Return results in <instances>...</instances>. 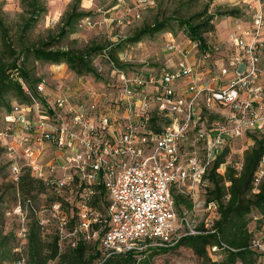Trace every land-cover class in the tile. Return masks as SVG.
Returning <instances> with one entry per match:
<instances>
[{
    "label": "built area",
    "instance_id": "1",
    "mask_svg": "<svg viewBox=\"0 0 264 264\" xmlns=\"http://www.w3.org/2000/svg\"><path fill=\"white\" fill-rule=\"evenodd\" d=\"M247 8L252 10L249 24L240 16L232 20L226 39L232 53L226 60L221 46L207 42L200 48L198 41H188L190 47L165 41L166 60L157 72L127 73L105 55L113 80L109 97L91 92L74 100L60 93L50 100L44 80L35 85L37 96L19 80L30 101H12L3 116L5 164L14 183L29 171L56 196L48 209L57 219L59 239L73 237L72 247L90 237L92 226L101 222L92 209L97 197L108 200L97 236L102 259L141 255L150 248L173 246L182 236L215 232L217 204L206 203L202 196L206 173L230 139L254 129L264 132V17L252 3ZM80 25L90 26V16ZM129 58L127 51L118 54L123 64ZM192 136L203 143L202 153L183 149ZM46 152H52L51 159L45 160ZM227 163L225 159L220 167ZM260 164L256 181L264 174V154ZM234 165L237 170L242 166ZM176 194L198 200L210 212L200 221L203 229L185 212L176 213ZM25 202L32 207L28 198ZM22 208L18 197L10 209L22 218L15 231L19 253L29 236ZM72 212L76 218L69 229ZM252 247L264 250L258 239ZM216 251V245L209 249L211 258H218ZM15 264H26L24 256Z\"/></svg>",
    "mask_w": 264,
    "mask_h": 264
},
{
    "label": "rangeland",
    "instance_id": "2",
    "mask_svg": "<svg viewBox=\"0 0 264 264\" xmlns=\"http://www.w3.org/2000/svg\"><path fill=\"white\" fill-rule=\"evenodd\" d=\"M39 1L45 7V12L39 16L40 18L35 26L25 36V41L28 45L35 44L40 40H46L50 35H56L62 25L65 12L70 10L77 0ZM180 3H183V6ZM250 3L260 8L264 17V0H153L152 5L140 3L138 0H80L76 11L83 10L90 12L91 25H80L81 20H79L74 26V32L67 33L59 45L54 47L69 48L77 51L97 45L106 47L104 51L89 59L92 66L96 69L97 77L90 73L78 75L64 63H41L32 59L23 62L20 59V63L27 70L30 79L45 81L46 97L50 100L60 93L70 96L74 100H81L86 93L91 92H96L98 95L106 94V97H109L110 93L113 92V80L109 76L110 68L104 56L108 55V50H114H112V46L124 42L136 31L143 28V26L151 25L156 20L166 19L168 21L166 29L153 35L144 36L138 42L125 44V49L123 48L130 55L128 63L125 64L126 68H124L127 73L139 69H153L157 72L166 60L165 41L173 40L180 46L190 47L191 45V40L187 39L185 27H181L175 19H186L189 15L204 9L207 11V14H216L219 10H228L236 7L241 12L240 17L242 20L246 24H249L252 10H248L247 6ZM0 6L3 17L10 29L9 33L13 40L16 41L19 24L24 19V16L27 15V0H0ZM233 18L228 15H215L212 20L215 26L214 30L205 32L202 36L204 41L223 48L224 60L227 59L226 56L232 53V49L226 44V39L228 33L233 30ZM261 35L264 39V26L261 29ZM114 52L117 56L120 53L117 49ZM261 80L264 81L263 76ZM103 97L101 99L97 98V100H103ZM4 99L8 103L18 100L12 92L6 93ZM5 112V106L0 103V130L3 128V116ZM218 112H225V109L218 110ZM212 115L209 114L207 117ZM251 143L252 140L248 135L230 139L226 147L227 154L225 159L228 160L227 164L238 162L245 148ZM202 146L203 143L198 141L196 136H192L185 141L183 149L187 151L195 149L202 153ZM3 153L0 141V190H2L3 201L7 203L5 208H9L12 202V195L14 201L16 190L12 187L11 172L5 164L6 158ZM45 155V160L51 159L53 156L52 152H46ZM35 186L36 188L28 194L18 189L17 193L19 194H17V198L19 197L20 202H22V213L27 223L34 224L36 221L42 238L48 241L51 235L58 232L57 219L51 216L48 209L52 196L41 184H35ZM27 198L32 203V207L30 203L26 205L25 201ZM105 199L103 198L102 200ZM192 204L190 210L180 207V210L178 212L176 210V213L181 214L185 212L189 220H193L194 224L199 225L200 221L210 212L205 211L198 200H192ZM92 209L100 215L99 220L101 222L94 224L89 232L90 237L87 238L85 236L83 240L88 250L96 246L101 251L98 246L97 236L99 229L105 222L104 219L107 216L106 209L98 211L94 204L92 205ZM3 218L6 230L8 232L12 230L15 233L22 218L12 211H10V214H4ZM41 219L43 220L42 224H40ZM249 226L254 232V239H258L260 243L264 244V225L258 227L255 225L254 220H252ZM94 231H97L96 235H93ZM14 238L12 246L14 248L19 247L16 236ZM72 238L68 236L59 239V247L63 249L65 246H70ZM21 249V253L16 252L14 249L12 258L7 260L6 264H15L16 260L21 256H24L25 262H27V244L23 245ZM258 251L261 252L259 264H264V250ZM146 254L143 259L148 260L149 264H198V258L192 250L184 246L178 248L174 246L156 247L150 249L149 253L146 252ZM102 257L101 255L94 262L101 260ZM49 263L55 264L52 261Z\"/></svg>",
    "mask_w": 264,
    "mask_h": 264
},
{
    "label": "trees",
    "instance_id": "3",
    "mask_svg": "<svg viewBox=\"0 0 264 264\" xmlns=\"http://www.w3.org/2000/svg\"><path fill=\"white\" fill-rule=\"evenodd\" d=\"M80 0L75 1L70 10L65 12V17L59 32L56 35H50L46 40H40L35 44H26L25 36L35 26L39 20V16L45 12V7L39 0H27V15L19 24L17 30L18 36L16 41L13 40L9 33V27L3 17L0 6V103L7 110L10 103L5 101L4 96L8 92H12L19 102H29L30 97L26 94L22 83V79L28 90L35 94V85L38 79H30L25 67L20 63L28 59L39 61L41 63H64L76 74H88L97 77L96 69L89 60L98 53L105 50L106 47L100 45L90 46L82 51L63 49L54 47L59 45L62 38L67 33L74 32L75 24L84 17L90 16L88 11H76ZM183 6V3H180ZM238 8L219 10L216 14H207L204 9L189 15L186 19L176 20L181 27H185L187 39L200 42L199 47L204 48L206 41L203 39L205 32L214 30L213 18L215 15L240 16ZM168 21L166 19L156 20L151 25L143 26L132 36L128 37L124 42L117 43L112 46V50L117 49L124 51L125 44L135 43L143 39L144 36L153 35L161 30L166 29ZM124 48V49H123ZM108 50V56L116 65L124 67L125 64L118 60L115 52ZM126 68V66L124 67ZM160 119V118H159ZM152 125L155 128V118H151ZM245 135L252 140L242 155L241 167L239 170L235 168L234 163L230 162L221 168L220 164L224 163L227 154L226 147L224 151L217 155L211 163L206 173L208 185L203 189L202 196L205 202L214 201L217 204L218 218L214 220L212 227L215 232H206L202 234L186 235L180 237L178 242L173 245L178 248L184 246L192 250L198 258V264H259L261 252L252 247L254 239L253 231L250 229L249 223L254 220L255 225L261 227L264 225V174L260 176L258 181L257 171L260 168L261 157L264 154V132L259 129L246 132ZM12 187L16 190L14 200L17 199V191L20 189L23 193L28 194L34 188L35 184H41V181L33 178L29 171H24L19 181L14 183L11 181ZM43 186V185H42ZM19 187V188H18ZM50 201L55 200L56 196L51 194ZM175 207L177 212L180 207L185 210L192 208V200L182 196L174 195ZM23 200V199H22ZM95 208L102 211L106 208L107 201L95 199ZM68 211V210H67ZM76 216L72 212L71 220L68 228L74 225ZM29 225V236L27 240V262L26 264H149L148 260L143 259L149 253L137 255L133 253L111 255L94 262L100 258L101 251L94 246L88 250L83 239H79L75 246L59 247V233L51 235L49 240L42 238L36 221ZM203 229L202 224L198 225ZM1 236L0 243V264L2 259L10 260L13 255V239L15 233L11 230L4 236ZM217 246L216 254L218 258H211L209 249ZM165 251V250H162ZM264 254V253H263Z\"/></svg>",
    "mask_w": 264,
    "mask_h": 264
},
{
    "label": "crops",
    "instance_id": "4",
    "mask_svg": "<svg viewBox=\"0 0 264 264\" xmlns=\"http://www.w3.org/2000/svg\"><path fill=\"white\" fill-rule=\"evenodd\" d=\"M242 162V156L240 157L238 163ZM17 197V196H16ZM3 195H2V190H0V232L2 234V236H4L6 233H8V231L6 230L5 227V221L3 218V215L6 214L7 212L10 211V209H12L16 204H17V199L13 201V195H12V202L11 205L9 206V208H5V206L7 205V203H3ZM5 208V209H4ZM7 209V211H5ZM0 240H1V236H0ZM1 243V241H0ZM6 259H2V263L6 264Z\"/></svg>",
    "mask_w": 264,
    "mask_h": 264
}]
</instances>
